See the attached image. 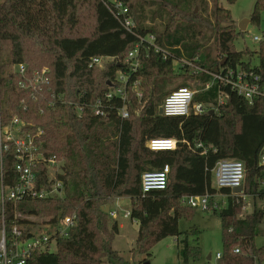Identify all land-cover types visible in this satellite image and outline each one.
<instances>
[{
	"label": "trees",
	"instance_id": "trees-1",
	"mask_svg": "<svg viewBox=\"0 0 264 264\" xmlns=\"http://www.w3.org/2000/svg\"><path fill=\"white\" fill-rule=\"evenodd\" d=\"M118 1L128 7L134 32L125 29L114 13ZM152 3L158 5L160 30L144 23L145 7ZM263 10L264 0H255L251 22L260 23ZM85 11L93 14L95 25L78 33ZM242 32L220 0H0L1 122L5 125L18 116L31 123L25 129L43 131L46 157L63 159L57 179L64 192L46 199L7 200V237L12 239L15 223L25 238L32 236L39 225L32 216H49L45 226H56L76 214L69 236L57 239L55 251H34L31 264H131L113 247L120 225L105 210L121 197L130 199V217L139 223L136 252L150 254L157 242L175 236L179 264H189L191 258L201 256V247L189 241L198 232L179 228L182 215L196 209L181 199L204 194L210 195V210L221 218L224 250L219 264H264V246L256 244L264 209L255 207L239 216L245 200L232 188H219L214 174L220 160L240 159L246 168L244 193L264 197V164L260 163L264 96L249 102L212 74L203 70L190 74L189 69L191 64L210 72L241 68L259 74L263 82L264 40L259 41V50H237L234 40ZM150 35H154L153 43ZM136 44L141 45L140 66L129 71L127 56ZM256 55L259 64L253 65ZM96 56L108 62L102 80L96 75L97 66H89ZM174 62H182L181 73L175 76L184 78L180 85L191 87L189 82L197 80L193 103H203L208 110H191L187 116L160 113L164 98L173 92L163 82L167 74L175 73ZM21 64L26 67L24 73L19 70ZM44 66L49 69L51 89L33 97L31 87L22 88L21 82L28 85L34 71ZM119 71L129 77L125 101L105 96ZM221 95L225 102L219 104ZM98 100L106 109L104 115L95 114ZM77 101L84 102L81 116L74 110ZM124 105L129 110L125 118L120 114ZM152 137L175 138L177 148L152 150L146 144ZM15 163L11 147L4 154L1 171L4 188L18 182ZM165 164L170 165L167 187L143 193L142 173ZM37 176L39 187L49 188L55 181L46 164L38 166ZM2 228L0 204V236Z\"/></svg>",
	"mask_w": 264,
	"mask_h": 264
},
{
	"label": "built area",
	"instance_id": "built-area-1",
	"mask_svg": "<svg viewBox=\"0 0 264 264\" xmlns=\"http://www.w3.org/2000/svg\"><path fill=\"white\" fill-rule=\"evenodd\" d=\"M117 9L114 13L120 18L121 24L129 32H134L135 22L133 17L129 14L128 7L124 6L122 2L118 1L114 5ZM153 43L154 35H150L148 38ZM255 41L264 40V34L262 36H255ZM158 51L160 48L155 43L153 45ZM141 45L136 44L135 47L129 51L127 61L130 63L131 70H137L140 66L139 52ZM103 57H93L89 63L90 67L99 66L103 64ZM20 72L24 73L26 67L24 64L19 66ZM207 73L213 75L215 79L220 80L225 84L231 85L236 92L246 98L249 102H252L259 96H264V81H261V76L252 71L232 69L222 70L220 72H210L204 69ZM129 77L128 74L119 71L117 72L116 84L112 85L111 89L105 93L108 99L114 96L121 97L124 101L127 99L129 91L127 87ZM51 79L49 76L48 67L44 66L41 69L34 71L33 76L28 80V85L25 81L21 82L22 88L32 89L33 97L42 95L45 89L50 90ZM210 83L207 84L209 86ZM195 91L185 87L179 88L164 98L161 105L163 114L167 116H187L191 110L195 113H202L208 110V106L203 103H193ZM138 95H141L138 92ZM98 104L95 105L94 111L97 115H104L106 109L103 103L98 100ZM225 102L224 95L219 98V104ZM215 109V107H213ZM74 110L81 116L84 110V102L77 101L74 104ZM120 114L123 118L129 116V110L124 105ZM31 126V123L25 122L18 116H14L10 122L3 125L0 118V168L3 170L4 154L14 147L15 151V171L18 174V182L11 187L9 194L5 192L3 187L1 208L3 211V228L0 236V264H31L30 258L36 250H46L51 248L50 245L55 243L59 237L69 236L71 229L75 225L76 214L68 215L63 218L56 226L46 225L44 229L40 231H33V235L25 238L23 229L19 224L15 223L12 226V239L7 237V227L5 224V202L7 200L19 201L25 198L30 199H46L62 193V181L57 179V173H61L63 170V159H59L57 156L46 157L44 152L45 141L41 139L43 134L42 130L33 133L25 127ZM147 146L152 150H173L177 148V140L175 138L165 137H152L147 140ZM199 145H202L201 143ZM260 163L264 164V146L260 153ZM46 164L49 175L55 179L49 188L39 187L37 184L38 179V166ZM170 173V165L165 164L162 168L157 170H146L141 175L142 192H150L153 190L165 189L168 184V178ZM215 182L219 188L222 187H243V191L235 193L238 197H241L245 201L247 200V194L244 193V183L246 168L242 160L236 158H226L220 160L214 168ZM3 186V185H2ZM182 203L191 207L201 208L204 210H210V195H185L182 197ZM109 211L112 217H117L116 209L109 207ZM244 212H250L246 205L243 206ZM125 216H130L129 210L126 211ZM50 228V233L47 232V228ZM235 252H240V248H236ZM222 257V252H217L210 259V264H219V260Z\"/></svg>",
	"mask_w": 264,
	"mask_h": 264
},
{
	"label": "rangeland",
	"instance_id": "rangeland-1",
	"mask_svg": "<svg viewBox=\"0 0 264 264\" xmlns=\"http://www.w3.org/2000/svg\"><path fill=\"white\" fill-rule=\"evenodd\" d=\"M220 2L224 7L230 9L233 21L236 24L238 31H240L239 24L245 18H250L255 0H234L233 2H231L230 0H220ZM210 7H212V3L210 4ZM157 8L158 5H153V3L145 7V11L143 13L144 23L147 25L156 26L160 30L162 29L160 25L162 19L158 17L159 14ZM196 11H198V7L196 8ZM82 15V21L79 25L78 33H84L86 29L90 31L95 25L94 16L92 13L85 11ZM176 21L178 22L179 18H177ZM263 34L264 10L261 13L260 23L250 22L246 30H244L242 33L237 34V37L234 40L235 49L243 50L245 48H249L251 50H259L262 46V43L259 41H255L254 37L262 36ZM107 63V61H104L103 64L97 66L95 70L97 77H99L101 80V72L107 67ZM252 63L253 65L259 64L258 55H256L252 59ZM181 64L182 62H174L175 73L167 74L164 78L163 86H165V89H171L172 91H174L176 90V88L186 87L185 85H180L181 80L184 79L182 76L181 78L175 77L181 73ZM189 69L190 74H195V72H197L199 69V65L191 64L189 66ZM189 84L191 87H188L192 90L199 87V83L197 82V80H191ZM138 92L141 93L140 90ZM262 188L263 185L260 186V189ZM5 192L8 195L10 192V188L6 187ZM2 193V173L0 168V203L2 200ZM63 194L64 192L61 195L63 196ZM216 198L218 201H221L223 197L221 195H216ZM245 203V205L250 210L255 207L264 209V197L254 198L251 195H247V200L245 201ZM111 208L116 209L117 217L113 218H115L120 225V232L116 235L113 241V247L122 256L130 260L129 262L131 264H145L146 262H148L149 264H179L177 238L175 236H168L157 242L150 250V254H139L135 251L134 248L138 236L139 223L137 220L132 219L130 216H125L126 211L130 208L129 198L121 197L117 199L116 202L112 204ZM246 213L247 212L240 211L239 216H243ZM30 218L35 222H39V225H37L36 227V231H39L38 228H42L45 226L46 223L44 221L47 220L49 216L44 219L41 218V216H32ZM113 221L114 219L110 218V223ZM179 228L183 232H198V236L190 235L189 241L194 245H200L201 256L197 260L191 258L189 264H210V260L207 259V256L209 254L214 256L217 252H222L224 250L222 223L218 212L204 210L201 208L191 209V211H189L187 214L182 215V217L180 218ZM256 244L257 246H264V222L260 225V234L259 236H257ZM51 248L52 251L56 250V242L52 243Z\"/></svg>",
	"mask_w": 264,
	"mask_h": 264
},
{
	"label": "water",
	"instance_id": "water-1",
	"mask_svg": "<svg viewBox=\"0 0 264 264\" xmlns=\"http://www.w3.org/2000/svg\"><path fill=\"white\" fill-rule=\"evenodd\" d=\"M250 22H251V19L250 18H245L244 20H242V22H240V24H239L240 31L246 30L247 29V26H248V24ZM159 111H160V113L163 112L162 107H160ZM242 191H243V187L242 186H240V187H234L233 188V192H235V193H239V192H242ZM105 210H106V212L109 211V205L106 206ZM210 258H211V254H209L207 256V259L208 260H210ZM145 264H149V263L146 262Z\"/></svg>",
	"mask_w": 264,
	"mask_h": 264
},
{
	"label": "crops",
	"instance_id": "crops-1",
	"mask_svg": "<svg viewBox=\"0 0 264 264\" xmlns=\"http://www.w3.org/2000/svg\"><path fill=\"white\" fill-rule=\"evenodd\" d=\"M211 257H212V255H211ZM211 259V258H210Z\"/></svg>",
	"mask_w": 264,
	"mask_h": 264
}]
</instances>
